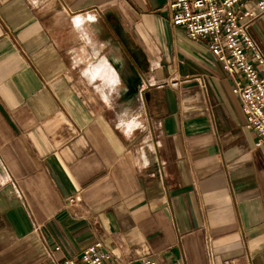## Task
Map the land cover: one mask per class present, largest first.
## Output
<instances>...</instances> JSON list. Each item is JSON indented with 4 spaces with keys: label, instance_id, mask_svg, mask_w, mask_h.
Wrapping results in <instances>:
<instances>
[{
    "label": "crops",
    "instance_id": "crops-1",
    "mask_svg": "<svg viewBox=\"0 0 264 264\" xmlns=\"http://www.w3.org/2000/svg\"><path fill=\"white\" fill-rule=\"evenodd\" d=\"M166 2L0 0V264H264V144Z\"/></svg>",
    "mask_w": 264,
    "mask_h": 264
},
{
    "label": "built area",
    "instance_id": "built-area-1",
    "mask_svg": "<svg viewBox=\"0 0 264 264\" xmlns=\"http://www.w3.org/2000/svg\"><path fill=\"white\" fill-rule=\"evenodd\" d=\"M252 8L246 9L247 2ZM165 9L171 14L174 28L185 31L195 42H206L208 50L219 60L232 81V91L240 101L246 126L255 130L264 144V56L249 34V27L264 15V0H167ZM251 58L261 66L258 71ZM80 195L69 199L68 207L80 203ZM53 264H123L112 262L102 243L87 247L79 261L56 259V252L45 246ZM140 264H160L153 256L139 259Z\"/></svg>",
    "mask_w": 264,
    "mask_h": 264
}]
</instances>
